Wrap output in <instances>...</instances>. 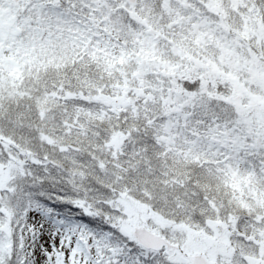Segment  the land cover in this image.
Returning a JSON list of instances; mask_svg holds the SVG:
<instances>
[{
	"label": "snow or ice",
	"instance_id": "snow-or-ice-1",
	"mask_svg": "<svg viewBox=\"0 0 264 264\" xmlns=\"http://www.w3.org/2000/svg\"><path fill=\"white\" fill-rule=\"evenodd\" d=\"M0 264H264V0H0Z\"/></svg>",
	"mask_w": 264,
	"mask_h": 264
}]
</instances>
